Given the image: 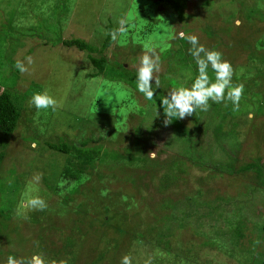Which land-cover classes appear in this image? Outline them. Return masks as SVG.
<instances>
[{"label": "rangeland", "instance_id": "obj_1", "mask_svg": "<svg viewBox=\"0 0 264 264\" xmlns=\"http://www.w3.org/2000/svg\"><path fill=\"white\" fill-rule=\"evenodd\" d=\"M136 2L151 4L154 13L169 18L170 8L155 0H0V86L23 96L17 127L0 135V264H5L9 255L19 259L34 254H42L46 264H121L124 255L132 257V264H145L149 259L151 264H264V226L262 231L257 229L259 235L253 229L257 221L264 224V195L251 187L264 189V66L259 61L264 58V0H187L185 13L189 17L154 24L147 42L138 41L134 33L138 31L132 29V38L128 32L125 43L120 39L121 43L119 36L124 31L118 32L117 39L104 50L111 60L128 56L125 65L136 69L146 46L163 43L160 50L155 49L161 61L158 90L165 95L174 85L190 87L198 75L197 64L189 53L191 45L185 40L183 46L181 32L195 34L205 47L223 53L235 72L233 84L244 85L239 111L229 113L233 110L231 102L225 105L210 101L208 111L197 110L196 117L180 119L183 125L177 129L172 123L164 125L165 116L154 105V99L146 100L134 90L127 95L125 84L109 81L110 74L88 75L93 68L85 51L53 43L49 38L57 34L63 39L79 37L99 47L108 20H118L119 30L120 21L129 18L127 12ZM138 16L142 18L143 14ZM7 19L21 27L19 36L8 30ZM48 25L54 26L52 32ZM184 26L189 30H183ZM178 46H182L180 51L175 50ZM28 56L34 63L22 74L15 63ZM209 74L214 77L211 68ZM103 82L121 88L115 90L113 86L110 90ZM45 90L62 106L55 111L29 107L31 96ZM105 92H112L109 102L114 99L119 103L115 108L119 123L111 113L96 110V99L104 98ZM125 98L128 101L121 104ZM126 121L127 125L120 124ZM139 125L140 139L135 136ZM90 136H100L97 144L117 148L126 157L129 154L125 146L138 139L139 159L125 164L121 161L113 169L97 165L80 182L60 180L58 174L67 157L50 150L45 142L78 143ZM257 161L261 171L258 178L255 168H243ZM36 175L40 176L38 182L34 180ZM100 187H107L108 194L92 200L90 197L98 194ZM197 187L213 204L199 208L198 227L191 222L193 214L184 226L178 225L182 224L178 219L171 224L170 234L165 236L168 242L132 240L127 248L125 240V250H119V255L112 258L114 262L106 261L111 253L109 244L96 249L102 241L97 232L106 227L92 217L104 216L102 205L110 206L112 211L126 210L133 224L140 225L135 227L137 234L153 235L166 228L165 217L173 213L175 203L188 209L186 196H192ZM122 194L133 198L123 200ZM36 195L47 202V211L26 206L27 200ZM243 201L251 210L245 209ZM84 203H89V213L84 216L67 209L68 205ZM237 203L243 210L241 216H245L244 221L241 219L245 222L243 236H219V229L224 231L229 225L224 220L226 216L231 218L227 212L236 214L233 209ZM7 209L12 218L3 225ZM56 211L62 213L54 214ZM153 239L158 242L154 235ZM100 252L103 261L97 257Z\"/></svg>", "mask_w": 264, "mask_h": 264}, {"label": "trees", "instance_id": "obj_2", "mask_svg": "<svg viewBox=\"0 0 264 264\" xmlns=\"http://www.w3.org/2000/svg\"><path fill=\"white\" fill-rule=\"evenodd\" d=\"M156 4H158L159 2H163L164 5H166L168 8H170V15L169 18L161 16V14L158 13H154L153 10L151 9L150 5L146 3L145 5H139V3H133L131 6V10H128L127 15L129 16V18H125L126 21V25L125 27H127V29L124 28V33L123 36L124 38H120L119 36V42H123L125 43L126 39L125 38V34L126 33H130V35L128 37L132 38V36L134 34H131L132 29L133 30H137L138 32H135L137 34V39L140 42H147L148 39V34L152 31L154 24L157 23H161V22H167L168 19L173 20L175 18H177V20H182L185 17H189L188 14L185 13V7H186V2L187 0H155ZM139 2V1H138ZM63 3L62 5H60V8H63ZM136 9H138V11L136 12ZM157 9V7H156ZM133 12V13H132ZM142 13L143 17L140 18L138 16V14ZM198 16V15H197ZM209 17H216L215 15H208ZM210 19V18H207ZM8 21V30L12 31L13 34L19 36V32H20V26H16L13 23V20H9ZM144 20V21H141ZM118 20L115 19H109L108 20V25H107V32L105 34H103V40L100 44V46H96L94 44H91L87 41H85L82 38L79 37H72V38H67V39H63L62 37H60L58 34L55 35L54 37H49L51 38V41L53 43H61L63 46L66 47H75L80 51H85L88 55V59L89 62L91 63V66L93 68L92 74H88L90 76H98V75H104L105 73L108 75L110 74V78L111 82H122L125 85L124 88H126L128 90L127 95L133 93L134 91H137L136 93L140 94L139 91L137 90V86H136V69H132L128 66L125 65V59L128 56H124L122 58V60H111L109 59V56L105 55L104 50L107 49L111 43L113 42V39L111 37V33L113 31H118V24H117ZM138 22V23H137ZM167 25V24H166ZM50 31L52 32L54 30V26L48 25ZM135 28V29H134ZM185 31H188L189 28L187 27H183L182 28ZM10 32V35H13ZM13 35V36H14ZM39 36H41L39 34ZM167 38L169 36L166 35ZM48 37V36H47ZM147 37V38H146ZM146 38V39H145ZM121 39V41H120ZM181 43L183 44V46L185 45V40L183 38H180ZM172 40H170L171 42ZM121 42V43H122ZM170 42H166L170 43ZM180 44V43H179ZM161 46H165L163 43L161 44H157L156 46H153L155 48H158L159 50L161 49ZM182 46H178L175 48V50L180 51L179 49ZM93 53H95L96 55H93ZM251 53V51H250ZM172 56V55H171ZM252 53L249 55L250 59L253 60L252 58ZM186 55H183V58L185 59ZM259 60V59H258ZM263 66H264V58L259 60ZM110 64V66H108ZM262 73L264 72V69L261 71ZM235 73V72H234ZM210 75V74H209ZM212 76V75H210ZM214 78V77H213ZM234 79H237L236 76H234ZM105 87H107L108 89H113V86L115 87V90L121 88L120 86H116V85H112V84H107V83H102ZM121 84V83H120ZM2 87V88H1ZM178 87V85H174L173 86ZM114 90V89H113ZM16 92L14 89H10L6 86H0V135H7L11 132L14 131V129L17 127V124L19 122L20 119V115H21V104H22V98L23 96H19L18 94L16 95ZM245 92V91H244ZM112 92H105L104 94V98H101L102 96H100L99 98L97 97L96 99V104L99 106L98 112H102V110H104L106 113H111V115L113 117H115V120L117 121V119L119 118V112L115 110V108L117 106H119V103H117L116 101L109 102L108 99H111L112 97ZM106 95V96H105ZM126 95V96H127ZM141 95V94H140ZM163 95H165L163 93L162 90H156L155 93V98H154V105L156 107H158L161 111H162V115L164 116V112H163V107L160 103V97H162ZM128 101V98H125L124 101H121V104H124L125 101ZM152 101V100H151ZM107 105V107H106ZM142 112V111H141ZM232 113L233 110L229 111V113ZM192 116V115H191ZM194 116V114H193ZM196 117V116H194ZM117 123H119L117 121ZM121 125L125 126L127 125V121L121 122ZM140 124V123H139ZM173 126L175 127V129L179 128V126H182L183 123L180 119H174L172 122ZM115 127V126H114ZM140 125L136 127L135 129V136L138 137L140 139V136L142 135L141 132V127ZM152 125H150L148 127V129L151 130ZM183 132V131H182ZM119 134V133H118ZM123 136V134H119V137ZM94 137H87V138H83L81 140L78 141V143H74V142H67V141H46L45 144L46 146L52 150L53 152H59L64 154L67 159L65 161L64 166L62 167V170L59 171V179L60 180H65V181H69V183H74V182H80V180L83 178H88L89 177V170H95V168L97 167V165L99 166H106L109 169H113L114 167H117L119 165V163L125 164L128 163V160H130V162H137V159H139V156L137 155L138 152L141 151V147H140V140L138 139H133L131 140V142H129V146L126 147L125 146V152L126 154L130 156V159H128L127 157L129 156H124L122 155V153L118 152L117 148H110L107 146H102V144L100 143H96V141H99V139H101L100 136H97V138L93 139ZM92 142V144L90 143ZM96 143V144H95ZM128 145V144H127ZM137 152V153H136ZM1 156L2 154L0 153V161H1ZM141 162V161H140ZM1 168V167H0ZM243 168H255V175L258 178V176L260 175L261 171H260V166L257 162H251L246 164ZM230 168H228L227 170H230ZM182 170V169H181ZM180 171V169H179ZM229 173H232L231 171H228ZM227 173V174H229ZM100 176V175H99ZM1 178V176H0ZM252 185V184H251ZM252 190L256 191V193H261L264 195L263 191L264 189H261L257 186L252 185ZM202 188L197 187L195 193H193L192 196H186V206L188 207V209H183L179 202L175 203L173 205V213L169 214L166 218V220H168L165 224L166 228H160L159 230H156L154 232V236L155 238H157L156 240L158 241L157 243H155L156 241H154L155 239H153V235H143V234H137L138 229H135L136 226H140L137 222H135V224H133L134 222L131 221V219L127 216V212L126 210L124 211H112V208L104 203V205H102L101 211L103 212L104 216L102 215L100 217V214H96L95 216L92 217V219L94 221H101L106 228H103L102 230H99V235L101 237V243L98 244L97 246V250L98 249H102L105 245L109 244L111 247V253L110 256H108L106 258V261L108 262H114V258L115 256H118V252L119 250L121 251V249H124L123 245L125 244V240H127L126 242V247L129 246V243L132 240H142V241H146V242H150V243H154V244H161L162 241L166 240L167 242L169 241L165 236H168L170 234L169 231H171L173 223H177L176 219L181 220L182 224H178L180 226H184L185 223H189L190 222V218L192 217V215L194 214L195 217L192 219V224L197 223L195 227L199 226V219L201 214L198 212L199 208L201 207H206L207 205H213V204H209L211 199L205 200L204 199V190ZM46 194H48L49 192L46 190L45 191ZM108 194V188L107 187H100L98 194H94V197H90L92 200L94 198V200L96 201V197H104L105 195ZM217 198L221 199L223 198L222 196H216ZM123 200H130L133 198V196L131 195H125L122 194ZM225 198V197H224ZM224 198L222 200H224ZM230 197H227V199ZM134 202H136L135 200H133ZM244 202V201H243ZM246 204L245 209L247 211L251 210L249 209V205L244 202ZM89 205V203H84V204H77L75 207L74 205H68L67 209H72V211L70 213H76V214H80L82 216H84L86 213L88 212V208L87 206ZM134 205V204H133ZM86 206V207H84ZM163 207V206H162ZM99 208V206L97 207V209ZM48 208L44 209V211H47ZM7 214L4 215V218L2 217L1 223L4 225H8V221L12 218V212L10 211V209H7ZM234 212H236V214H233V216L230 214V212H227L229 214V217H231L230 219H228V217H225V224L226 221L228 222V227L226 230L221 231L219 228L218 234L219 236L225 235V233H228L230 235V238H234V239H238L241 238L243 236V226L245 222H242L241 219L244 221V217L245 216H241L243 213V210H241L240 205H238L233 209ZM175 212L178 214H181V216H176ZM62 212H58L56 211L54 214H59ZM209 213H211V211H209ZM208 213V214H209ZM51 214V213H49ZM88 215V214H87ZM210 215V214H209ZM237 220H235V218H237ZM212 218V217H211ZM247 218H245L246 220ZM8 220V221H7ZM68 220H70L68 218ZM215 220V219H213ZM83 220H81L80 222H82ZM6 222V223H5ZM10 223V222H9ZM140 223V222H139ZM263 223V222H262ZM253 229L255 232L258 231H262V228L264 226V224H261V222H255L253 225ZM7 227V226H6ZM152 229V231L155 230V227L151 225V227H149ZM198 232V230H196ZM147 232L150 234V232L147 230ZM258 233V232H257ZM217 234V235H218ZM259 235V233H258ZM204 236H208V234H205ZM214 237V236H212ZM121 243V244H120ZM104 245V246H103ZM128 248V247H127ZM125 250V249H124ZM103 253L100 252L98 257V260L103 261L104 257Z\"/></svg>", "mask_w": 264, "mask_h": 264}, {"label": "clouds", "instance_id": "obj_3", "mask_svg": "<svg viewBox=\"0 0 264 264\" xmlns=\"http://www.w3.org/2000/svg\"><path fill=\"white\" fill-rule=\"evenodd\" d=\"M124 24L125 20L122 19L120 21L121 28L111 33L113 41L117 39L118 32L124 31ZM179 36L186 39L191 45L189 53L197 64L198 75H196L190 87H175L168 90L166 95L160 97L165 116L164 125L171 124L174 119L183 120L195 114L197 110L208 111L210 101L225 103V105L227 102H231L233 111L238 112L244 85L233 84L234 69L231 62L223 58L222 52L216 49H209L204 44H201L197 35L181 32ZM33 63V58L28 56L24 60L18 59L15 67L23 74L29 71V66ZM209 68H211L214 78L209 75ZM160 70L161 61L155 47L146 46L143 54L139 57L138 66L136 67L137 90L143 94L146 100H153L156 90L161 88V82L157 75ZM28 104L29 107L34 106L37 110L51 108L53 111L62 106L46 90L34 93ZM158 115L159 112L156 111V116ZM34 180L38 182L40 176L36 175ZM26 206L30 210L43 211L47 208V202L39 195H36L27 200ZM5 264H46V261L42 254H34L30 258L19 259L9 255ZM60 264H66V261H60ZM121 264H132V257L124 255L121 258ZM145 264H151V259L146 260Z\"/></svg>", "mask_w": 264, "mask_h": 264}]
</instances>
